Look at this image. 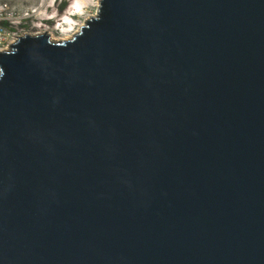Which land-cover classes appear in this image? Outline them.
Instances as JSON below:
<instances>
[{
  "label": "water",
  "instance_id": "obj_1",
  "mask_svg": "<svg viewBox=\"0 0 264 264\" xmlns=\"http://www.w3.org/2000/svg\"><path fill=\"white\" fill-rule=\"evenodd\" d=\"M106 9L0 58V259L264 264V0Z\"/></svg>",
  "mask_w": 264,
  "mask_h": 264
},
{
  "label": "clouds",
  "instance_id": "obj_2",
  "mask_svg": "<svg viewBox=\"0 0 264 264\" xmlns=\"http://www.w3.org/2000/svg\"><path fill=\"white\" fill-rule=\"evenodd\" d=\"M18 7L20 14L10 13L8 19L12 24L24 21H28L29 24L7 47H0V58L16 55L21 41L28 38H31L34 44L42 38L49 47H70L107 13L106 0H68L62 10L57 6V0H38L36 3ZM15 10L14 7L13 12ZM2 37L3 32H0V44L3 43ZM6 75V65L0 59V83L4 81ZM0 264H4L2 259Z\"/></svg>",
  "mask_w": 264,
  "mask_h": 264
},
{
  "label": "rangeland",
  "instance_id": "obj_3",
  "mask_svg": "<svg viewBox=\"0 0 264 264\" xmlns=\"http://www.w3.org/2000/svg\"><path fill=\"white\" fill-rule=\"evenodd\" d=\"M28 2V3H24V2ZM29 1H31V2H29ZM1 2H5V3H7L8 5H9V7H10V9H9V12L10 13H17V15L18 14H20V12H19V5H27V4H30V3H36V2H38V0H22V1H20V0H2ZM67 2H68V0H57V6L62 10L63 9V7L64 6H66V4H67ZM15 7V12H13V8ZM9 13V14H10ZM23 23H25V25L24 26H28V24H29V22L28 21H24ZM50 23V22H49ZM13 25H15V24H12L11 22L8 24V29H9V31H10V35H11V37L10 38H8V40L6 41V43L4 44V47H7V45L9 44V43H11V41L13 40V39H15L16 38V35H18L25 27L23 26V27H15L14 28V26Z\"/></svg>",
  "mask_w": 264,
  "mask_h": 264
},
{
  "label": "built area",
  "instance_id": "obj_4",
  "mask_svg": "<svg viewBox=\"0 0 264 264\" xmlns=\"http://www.w3.org/2000/svg\"><path fill=\"white\" fill-rule=\"evenodd\" d=\"M9 9H10V7H9L8 4H7V5H4V6H2V8H0V32H3V37H2L3 43L0 44V47H4V44H5L6 41L8 40V38L5 37V35L7 34V33H5V26H3V25L1 24V21H2L4 18H6L7 15L10 13V12H9Z\"/></svg>",
  "mask_w": 264,
  "mask_h": 264
},
{
  "label": "bare ground",
  "instance_id": "obj_5",
  "mask_svg": "<svg viewBox=\"0 0 264 264\" xmlns=\"http://www.w3.org/2000/svg\"><path fill=\"white\" fill-rule=\"evenodd\" d=\"M2 0H0V8H2V6H4V5H7V3H5V2H1ZM20 1H22V0H20ZM24 2V1H23ZM29 2H31V1H29ZM24 3H28V2H24ZM33 3V2H32ZM13 15H17V13H13ZM19 15V14H18ZM8 16H9V14L7 15V17L6 18H4L2 21H1V24L3 25V26H5V33H7L6 35H5V37H7V38H10L11 37V35H10V31H9V29H8V24L11 22L9 19H8Z\"/></svg>",
  "mask_w": 264,
  "mask_h": 264
},
{
  "label": "trees",
  "instance_id": "obj_6",
  "mask_svg": "<svg viewBox=\"0 0 264 264\" xmlns=\"http://www.w3.org/2000/svg\"><path fill=\"white\" fill-rule=\"evenodd\" d=\"M24 25H25V23L22 22V23H20V24H15V25H13V26H14V28H15V27L17 28V27H23Z\"/></svg>",
  "mask_w": 264,
  "mask_h": 264
},
{
  "label": "flooded vegetation",
  "instance_id": "obj_7",
  "mask_svg": "<svg viewBox=\"0 0 264 264\" xmlns=\"http://www.w3.org/2000/svg\"><path fill=\"white\" fill-rule=\"evenodd\" d=\"M24 27H27V26H24Z\"/></svg>",
  "mask_w": 264,
  "mask_h": 264
}]
</instances>
